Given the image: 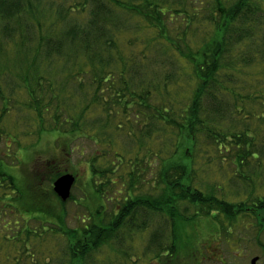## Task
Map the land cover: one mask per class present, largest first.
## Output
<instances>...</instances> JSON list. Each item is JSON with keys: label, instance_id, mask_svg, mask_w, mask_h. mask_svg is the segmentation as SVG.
I'll return each mask as SVG.
<instances>
[{"label": "trees", "instance_id": "obj_1", "mask_svg": "<svg viewBox=\"0 0 264 264\" xmlns=\"http://www.w3.org/2000/svg\"><path fill=\"white\" fill-rule=\"evenodd\" d=\"M252 42L264 43V0H0V99L5 104L10 99L21 102L4 105L0 122L4 114L26 106L39 122L34 125L32 121L33 128L30 124L31 130L26 131L36 133L38 139L43 129L60 131L70 153L75 149L70 146L73 137L88 136L100 146L106 144L87 159L91 171L88 186L100 198L112 199L106 188L117 184L120 177H129L128 185L124 183L128 187L124 199L119 206L120 200L115 203L108 221L97 209L98 214L85 219L80 229L70 228L65 219L68 200L61 199L52 185L48 190L43 184L49 175L52 184L66 171L59 168L56 157L43 163L49 164L45 169H35L38 180L29 186L21 184L5 168L8 163L0 161V176L7 181L5 189L11 190L5 193L9 198L6 206L28 215L16 222L4 240L26 244L32 234L44 236L32 230L22 232L23 222L33 228L27 221L33 216L40 227L47 228L46 235L52 231V236L62 232L68 237L62 259L58 258L60 264H87L88 256L110 245L122 229L127 231L125 240L135 229L146 230L149 224L143 216L151 212L170 222V241H165L161 225L151 233L143 254L152 252L162 263L177 264L178 254L191 257L194 252L181 230V223L191 217L214 212L216 218L223 212L233 219L253 211L264 229V196H258L252 206L242 201L235 204L189 182V167L196 162L195 151L202 148L199 141L204 135L210 136L219 152L223 148L229 152L238 165L264 164V137L255 142L250 126L252 120L262 129L264 110L257 113L253 103L262 99L264 104V92L258 88L243 93L242 74L250 65L264 62V45L240 52L241 45L251 46ZM24 92L28 96L23 102L17 95ZM226 121L230 124L225 126ZM94 123L107 134L105 139L89 132ZM110 129L116 136L130 137L134 147L135 137L152 138L155 132L177 135L182 155L179 160L162 159L159 175L164 189L159 196L134 194L142 167L140 150L129 149L123 142L115 145ZM2 131L0 123V136ZM132 149L135 155L126 162L124 155H131ZM110 153L115 159L109 158ZM125 164L136 166L126 175H118L122 168L120 172L126 173ZM50 201L59 207L51 206ZM181 202L198 208L188 215L189 205L182 209ZM3 249L2 244L0 255ZM12 255L7 250L1 260L18 263L19 257L14 255L13 261ZM124 257L134 264L139 261L137 253L127 249ZM31 260L43 264L35 257Z\"/></svg>", "mask_w": 264, "mask_h": 264}, {"label": "rangeland", "instance_id": "obj_2", "mask_svg": "<svg viewBox=\"0 0 264 264\" xmlns=\"http://www.w3.org/2000/svg\"><path fill=\"white\" fill-rule=\"evenodd\" d=\"M72 1L74 2V0ZM246 45L243 44L239 47L240 52L244 49L249 50V48H253L254 51L263 47L264 43L262 42V45H260L259 43L252 42L251 46ZM242 79L246 83V87L243 89L244 94L258 88H262L264 92V62H256L250 65L246 72L242 74ZM22 90L24 91L23 88ZM181 91V88H179V92ZM27 96L28 94L24 92L22 95L18 94L17 98L24 102ZM261 100L253 101L257 113H261L264 110V104L260 102ZM70 101L74 102V100ZM11 102L14 105L21 104V102L13 99H10L5 104L0 99V112L4 108V105L9 106ZM247 106L246 108H248ZM17 108L14 109V113L9 111L4 114V120L0 122L2 129H4L2 136H0V161L5 164L8 163L9 168H5L12 172L20 180L21 184H27L29 186L30 184H35L38 180L35 175V169L39 167V164H43L48 158L52 159L56 157L57 164L62 171L72 172L77 177V181L71 190V195L74 194V198L71 199L69 197L67 199V217L65 218L67 226L70 228L78 227L80 229L85 219L88 221L92 218V214H98L97 209L101 210L100 214L103 213L104 220L108 221L114 209L116 210L114 207L115 203H118L120 200L118 206L121 205L127 192L128 187L124 183L126 182V185H128L129 177L126 174L129 172L131 166L135 167L136 165L125 164L128 168L126 173L123 174L125 171L120 172L123 170L122 168L118 175H126V178L125 176L120 177L117 184L109 185L106 188L109 196L113 197L112 199L106 200L108 198H100L98 195L93 194L94 188L88 186L91 171L87 159L96 155L98 148H100L99 150L105 148L106 144L100 146L98 142L93 141L88 136L80 138L73 137L71 138L70 146L75 149L70 153V148L68 146L65 147L64 138L60 131L43 129L39 139L37 136H34L36 133L30 134L26 131L31 130L29 128L32 121L34 125L39 122L36 116L34 114L32 115L31 110L26 106L16 111ZM46 117H48L47 114ZM93 118L94 115L88 118V120L92 121ZM210 120L213 122V119ZM99 123L101 124V122ZM229 124L230 122L226 121L224 125ZM31 126L33 128L32 124ZM239 126H241L239 129L243 128L240 123ZM250 126L253 134L256 136L254 141H262L264 137V124H262L261 131L252 120ZM88 130L91 134H99V140L105 139L107 135L106 133L102 134L100 125L97 123H94ZM113 131H109V134ZM144 131L147 132V129ZM109 137L108 135L107 138ZM111 138L116 139L114 140L115 145L123 142L128 145L129 149L133 147L134 149L140 150V166L142 167L141 169L139 168L140 177L137 178L138 182L136 183L134 194H147L152 192L154 195L160 194L164 189V184L161 183L159 175L162 159L170 157L171 160H179L182 155L181 151L179 152L180 146L178 147L177 145V135L176 137L174 135L160 136L159 133L155 132L152 138L149 135L141 136L140 138L135 137L134 142L136 147L130 145L132 139L124 134L120 136L113 134ZM138 143H141L142 148L140 146L139 148L137 147L139 145ZM199 143L202 144V148H196L194 155L196 162L189 167V182L193 186H198L205 193L215 192L218 197L234 202L235 204L241 201L247 202L248 206H252L258 196H264V164H244L241 166L240 164L234 163L233 157L228 155L229 152H225L224 148L222 152H219L216 145L211 144V138L207 135L201 136ZM187 146L185 143L182 145L185 148ZM82 149L84 150L83 152ZM130 154L124 155L126 162L130 161L135 155L134 151ZM109 158L115 159V156L110 153ZM118 159L122 160L121 157H118ZM98 160L101 163L103 162L102 159ZM102 165L105 166L107 164ZM49 180H51V175L43 179V184L48 190H52L50 187L52 184ZM0 184H2L0 186V247L2 244L4 245V249L2 250L4 254L0 255V263L33 264L31 259L35 257L43 264L46 261L50 264H60L59 260L62 259L63 248L68 244V237L62 232L57 236H52V231L47 232L46 235L44 231L47 228L40 227L38 225L40 221L37 218H33V216L27 220L33 228L30 229L28 224L23 222L24 224L21 226L22 232L26 234L32 230L33 232H37L38 235L44 236L39 237L32 234L31 240H28L29 242L26 243L31 250L27 249L26 244L23 242L20 243L21 246L19 243L14 244L13 241L7 242L4 240V235H11L10 231L15 228L16 222L20 221L23 216L28 217V215H23V212L20 210L6 206L9 198L6 197L8 195L5 193H11V190L5 189L7 181L5 182L1 176ZM116 188H121L122 192H117ZM20 200L19 203L21 204ZM50 202L51 206L56 204V207H59L57 202ZM101 204L104 206H101ZM186 205H189L186 213L188 215L194 213L198 208L188 202H181L180 207L183 209ZM103 209L106 210L103 211ZM250 212L252 213L244 212L236 214L233 219L227 217L223 212L218 213L216 218L213 217L214 212L210 215L202 213V215H196L183 221L181 223L183 239L193 246L194 254L192 251L191 257L178 254L177 264H186L185 262L191 264H264V229L261 228L258 222L257 214L253 213V211ZM143 218H146L149 224L146 230L135 229L136 231L133 230L134 234H130V237L126 236V239L129 238L125 240L123 236L127 234V231L122 229L119 236L112 239L114 241L110 245L105 244L93 255H89L86 259L87 264H134V261L124 260L125 249L137 253L139 261L136 264H171L168 260L167 262L163 260L164 263H162L161 260L152 257V252H149L145 256L143 254L148 245L151 233H153V230L159 229L161 225L165 228V241H170L171 229L168 227V223L170 222L165 219V216L163 217L158 213L152 214L149 212L147 214L146 212ZM120 237L123 239L122 243L118 241ZM7 250L13 251V261H15L14 255L19 257L18 263L7 262L6 259L5 261L1 260V256H5ZM58 251H61L58 255L59 257L55 256L53 259L54 254ZM150 257L151 260H149ZM254 257H257V260L255 263H252Z\"/></svg>", "mask_w": 264, "mask_h": 264}, {"label": "water", "instance_id": "obj_3", "mask_svg": "<svg viewBox=\"0 0 264 264\" xmlns=\"http://www.w3.org/2000/svg\"><path fill=\"white\" fill-rule=\"evenodd\" d=\"M76 176L72 172H65L59 175L53 182V188L55 192L63 200H67L71 195L72 187L75 183ZM257 257L252 259V263H255Z\"/></svg>", "mask_w": 264, "mask_h": 264}, {"label": "flooded vegetation", "instance_id": "obj_4", "mask_svg": "<svg viewBox=\"0 0 264 264\" xmlns=\"http://www.w3.org/2000/svg\"><path fill=\"white\" fill-rule=\"evenodd\" d=\"M45 165L48 166L49 164H39V166L43 167V169H45V167H44ZM53 182H54V181H52V187H53Z\"/></svg>", "mask_w": 264, "mask_h": 264}]
</instances>
